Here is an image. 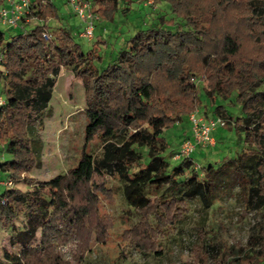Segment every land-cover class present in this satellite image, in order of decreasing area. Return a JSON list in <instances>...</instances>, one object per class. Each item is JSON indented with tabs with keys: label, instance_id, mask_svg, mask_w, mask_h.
Masks as SVG:
<instances>
[{
	"label": "trees",
	"instance_id": "obj_1",
	"mask_svg": "<svg viewBox=\"0 0 264 264\" xmlns=\"http://www.w3.org/2000/svg\"><path fill=\"white\" fill-rule=\"evenodd\" d=\"M137 1L146 2L92 0L93 11L112 22L122 2L127 13ZM160 1L173 15L158 13L103 69L94 65L102 59L95 46L85 52L66 27L49 25L59 18L51 0L30 1L22 32L10 39L0 28V146L7 153L0 180L13 183L0 192V224L13 232L12 243L21 245L18 253H5L7 264H69L57 251L62 225L79 224L98 203L97 194L112 199L109 179L118 182L123 201L139 217L126 241L145 256L155 248L157 226L182 221L190 200L208 206L225 169L249 202L255 198L257 208L264 205V0ZM63 69L83 83L85 146L97 139L99 153L84 149L77 165L43 182L48 194L22 190L20 183H36L31 174L41 166V141L34 124L46 116ZM202 91L213 102L236 94L239 116L222 105L215 112L225 127L243 133L244 148L218 168L210 162L197 172L191 157L178 164L166 158L170 143L164 132L201 109ZM201 222L193 258L185 264H264L261 229L255 227L248 252L215 253L206 219ZM38 232L39 242L31 245Z\"/></svg>",
	"mask_w": 264,
	"mask_h": 264
},
{
	"label": "rangeland",
	"instance_id": "obj_2",
	"mask_svg": "<svg viewBox=\"0 0 264 264\" xmlns=\"http://www.w3.org/2000/svg\"><path fill=\"white\" fill-rule=\"evenodd\" d=\"M34 1V0H30ZM58 9L59 18L50 20L52 28L66 27L74 40L82 45L85 52L98 49L101 60H95L94 65L103 69L112 62L119 50L136 30L146 28L158 13H168L172 16L170 6L166 2L153 0L150 6L145 1L132 3L131 11L124 13L126 7L121 3L114 21L99 20L96 23L95 39L92 41L80 37L84 29L83 20L74 12L67 0H51ZM35 22L29 24L32 27ZM0 28L6 37L19 34L22 30L12 27ZM1 83V82H0ZM199 84L207 85L205 79L200 78ZM0 84V95H1ZM201 109L206 110L209 117H217V106H224L234 117L241 114L240 105L236 102V94L229 99L216 97L213 102L202 91ZM84 86L80 79L75 78L69 69H63L53 91L49 109L42 121L34 124L35 137L41 141V166L36 168L31 176L36 180L34 186L20 183L22 190L41 189L48 194L43 182L56 175L66 173L77 165L83 150L92 154L99 153L100 143L94 140L85 146L84 133L87 123ZM223 135L218 136V143L214 146H198L191 155L195 171L201 172L200 167L210 162L219 167L226 158H234L244 148V135L235 129L222 127ZM191 130L189 118L180 124L168 128L164 137L170 143L166 158L172 164H178L173 157L181 152L183 137ZM7 153L0 146V162ZM144 162H148L147 159ZM222 181L215 189L212 201L207 203L199 199L188 202V216L182 221L170 226H157L158 232L155 248L150 255H143L139 249L132 246L127 237L139 217L136 212L126 205L121 197L119 184L109 179V186L114 190L111 199L102 193L97 194L98 203L91 206L89 213L81 219L79 224L62 225L63 238L57 244L59 251L69 264H185L193 258V244L196 241L197 227L206 219L205 230L208 231V245L213 252L221 253L225 248L236 252H248L251 235L256 232L255 227L264 234V205L257 208L256 199L249 202L248 195L241 189V185L232 177L230 170L221 173ZM5 187L0 186V192ZM13 232L0 224V264H7L5 253L16 254L20 251V244H13ZM40 232L30 241L31 245L39 242ZM264 241V238H262ZM222 243V244H220ZM261 246L256 249L259 250ZM157 250V253L154 252Z\"/></svg>",
	"mask_w": 264,
	"mask_h": 264
},
{
	"label": "built area",
	"instance_id": "obj_3",
	"mask_svg": "<svg viewBox=\"0 0 264 264\" xmlns=\"http://www.w3.org/2000/svg\"><path fill=\"white\" fill-rule=\"evenodd\" d=\"M67 3L84 22L80 37L89 41L94 40L96 23L100 19L93 11L92 0H67ZM146 4L152 5L153 0H146ZM29 5L30 0H0V25L21 27L23 19L27 17ZM44 38H47L46 34ZM3 103L4 97L0 95V106ZM188 118L191 125V137L182 143L181 152L175 155V158L179 160L191 157L198 146H214L216 144L214 131L219 127H225L222 117H206L200 108L190 113ZM0 186L11 187L13 183L10 180H0Z\"/></svg>",
	"mask_w": 264,
	"mask_h": 264
},
{
	"label": "crops",
	"instance_id": "obj_4",
	"mask_svg": "<svg viewBox=\"0 0 264 264\" xmlns=\"http://www.w3.org/2000/svg\"><path fill=\"white\" fill-rule=\"evenodd\" d=\"M13 28V27H12ZM29 28V27H28ZM13 29H18V30H22L23 29V26H21V27H17V28H13ZM1 84V83H0ZM204 112V114H206V116L207 117H209L208 116V112L206 111V110H204L203 111ZM222 127H219L218 129H216L215 131H214V137H215V140H216V142L218 143L219 141H218V136L219 135H223V132H224V130L223 129H221ZM191 137V130H190V132H189V134L188 135H185L184 137H183V141H182V143L185 141V140H187V139H189ZM182 145V144H181ZM173 159L174 160H176L177 162L179 161H181V160H179V159H176L175 158V156L173 157Z\"/></svg>",
	"mask_w": 264,
	"mask_h": 264
}]
</instances>
